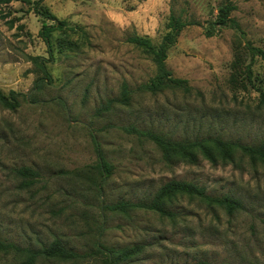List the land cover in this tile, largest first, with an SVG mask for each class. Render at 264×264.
Listing matches in <instances>:
<instances>
[{
    "label": "rangeland",
    "instance_id": "obj_1",
    "mask_svg": "<svg viewBox=\"0 0 264 264\" xmlns=\"http://www.w3.org/2000/svg\"><path fill=\"white\" fill-rule=\"evenodd\" d=\"M35 1V0H32ZM226 0H44L70 27L53 34V58L40 36L44 19L33 4H0V88L21 93L17 110L0 104V238L40 249L61 240L91 254L76 262L40 259L35 264H104L103 249L136 244L142 251L118 264H264V164L237 152L233 161L167 164L149 140L127 132L136 126L175 139L220 137L238 144L264 140V0H233L241 30L212 26ZM195 20L168 51L167 66L187 79L191 93L139 89L156 75L152 58L128 42L134 34L159 43L170 14ZM216 34L208 37L207 28ZM31 56L50 58L52 84ZM251 70L252 76L249 77ZM130 105L118 102L122 84ZM98 148L112 165L103 178ZM23 167L37 173L25 177ZM34 180L27 186L26 182ZM194 182L214 197L244 205L232 214L197 198L168 204L174 218L142 209L128 214L105 208L120 200L148 202L169 180ZM0 254V264H18Z\"/></svg>",
    "mask_w": 264,
    "mask_h": 264
},
{
    "label": "trees",
    "instance_id": "obj_2",
    "mask_svg": "<svg viewBox=\"0 0 264 264\" xmlns=\"http://www.w3.org/2000/svg\"><path fill=\"white\" fill-rule=\"evenodd\" d=\"M13 1H21L33 4L36 13L44 19L53 20L52 24H43L40 31V36L47 43L48 52L52 59L53 54V34L56 31H61L69 28L76 30V27H70L65 20H60L47 7L43 5L44 0H0V4L10 3ZM237 6L233 0H226L219 8L218 14L212 23V26L231 27L233 29L241 30L239 22L232 17V13ZM190 25H200L198 21H187L172 12L165 24L166 32L163 34L161 41L155 43L149 36H141L134 34L128 38V42L134 44L143 52L148 54L156 65V75L139 86L141 91L157 94L167 90H179L185 93H191L193 88L187 79L175 77L172 71L167 66L168 51L172 46L178 42V38L185 28ZM206 36L211 37L216 34L214 28L209 27L205 31ZM248 50L254 57L258 56L264 60V50L260 47H255L252 44H247ZM50 58L43 56H31L30 59L39 68L42 76L36 80L35 88L41 90L44 84H52L53 77L47 67V63L51 61ZM252 72L249 71L251 78ZM260 101L264 104V90L260 89ZM21 93L11 90L5 93L0 88V104L10 110H17L21 106ZM132 100V90L127 82H124L121 87L119 99H110L105 104H102L96 111L97 115H101L110 111L114 102L122 105H130ZM127 132L136 134L138 137L145 138L152 142L161 152L162 159L167 164H174L176 161L188 162L197 164L200 158L206 159L212 163H217L219 160L227 162L233 161L236 153L239 151L244 156L249 157L253 163L264 164V140L256 145L238 144L230 141H225L220 137H203L190 139H175L172 135L156 130H143L136 126L124 128ZM98 154L101 159L99 168L103 178H109L112 174V165L105 161L101 149L98 148ZM19 173L25 177H35L37 173L30 168L23 167L19 169ZM34 183V180H29L26 185L29 186ZM179 197L197 198L200 201L209 204V206H217L225 209L232 214L236 211L244 209V205L240 200L231 197H214L207 193L206 188L190 181L172 179L164 183L155 192L150 201L146 202H129L120 200L114 204L106 205L105 208L110 211L120 212L123 214L130 213L134 209H142L152 213L161 215L162 217L174 218L175 213L168 209V204ZM264 222V220H263ZM142 245L136 244L130 247L120 249H103L97 246V253L103 254L104 264H118L120 261L128 260L131 257L139 254L142 251ZM14 254L21 261L18 264H35L38 260H59L62 262H76L91 256V254H82L72 248H68L61 240H55L51 244L40 249L22 247L13 241H7L0 238V254Z\"/></svg>",
    "mask_w": 264,
    "mask_h": 264
}]
</instances>
